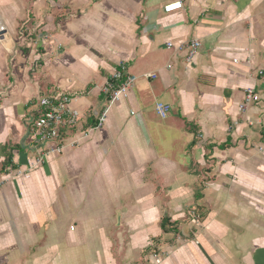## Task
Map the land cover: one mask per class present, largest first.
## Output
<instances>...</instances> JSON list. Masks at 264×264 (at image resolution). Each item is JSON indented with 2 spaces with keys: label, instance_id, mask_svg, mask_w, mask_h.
Listing matches in <instances>:
<instances>
[{
  "label": "crops",
  "instance_id": "0c3cea01",
  "mask_svg": "<svg viewBox=\"0 0 264 264\" xmlns=\"http://www.w3.org/2000/svg\"><path fill=\"white\" fill-rule=\"evenodd\" d=\"M171 1L0 0V264H264V0ZM121 64L134 86L86 125ZM55 92L84 118L38 161L20 142Z\"/></svg>",
  "mask_w": 264,
  "mask_h": 264
},
{
  "label": "built area",
  "instance_id": "2783aa9c",
  "mask_svg": "<svg viewBox=\"0 0 264 264\" xmlns=\"http://www.w3.org/2000/svg\"><path fill=\"white\" fill-rule=\"evenodd\" d=\"M183 8L182 0H174L164 5L165 12H174ZM4 27L0 18V35L3 34ZM168 47L172 46V43L167 44ZM185 48V61L190 62L192 58L197 54L201 48V42L197 38H193L189 42L182 44L178 47L179 50ZM260 74L264 73V70L259 71ZM146 77H156L155 73H146ZM136 76L128 72L125 64H121L116 69L111 78L107 80L101 89V92L106 96L107 106L102 108L97 113L98 123L96 126H101L105 120L106 110L109 104L119 101L125 98L129 90L134 86ZM261 100V95L257 93L253 88H247L244 93L243 102L240 104V110H246L249 104L258 102ZM39 115L34 118L31 125V141L37 148L38 161H42V157L45 154L52 153L61 148L63 140L69 135L71 130L80 123L84 114L73 105V96L64 92H55L51 95L43 96L39 99ZM171 110L170 104L157 101L155 103V112L161 117L168 116ZM264 135V130H263ZM44 143V146L42 144ZM48 143H53V146H47ZM262 149V148H260ZM7 175L20 174V169H15L11 164L5 166ZM1 184V182H0ZM73 230L74 226H70ZM153 264H160L162 257L160 254L154 253Z\"/></svg>",
  "mask_w": 264,
  "mask_h": 264
},
{
  "label": "trees",
  "instance_id": "16d2710c",
  "mask_svg": "<svg viewBox=\"0 0 264 264\" xmlns=\"http://www.w3.org/2000/svg\"><path fill=\"white\" fill-rule=\"evenodd\" d=\"M98 118L95 119V121H91V123H86V125H92V126H95L97 123H98ZM229 145V139H227L225 142L221 143L218 145L219 148H224V147H227ZM11 157H12V154L11 152L9 151L7 154H6V158H5V161H4V166L5 165H8V164H11ZM199 197H201V193L198 192L196 193L195 195V198L198 199ZM199 207L197 206L196 207V210L198 209ZM178 223L179 221H173L171 222L170 218L169 217H163L162 221H161V227L163 229V231H173V232H177L178 231Z\"/></svg>",
  "mask_w": 264,
  "mask_h": 264
},
{
  "label": "water",
  "instance_id": "95a60500",
  "mask_svg": "<svg viewBox=\"0 0 264 264\" xmlns=\"http://www.w3.org/2000/svg\"><path fill=\"white\" fill-rule=\"evenodd\" d=\"M32 122H33V118L30 117V119L27 121L28 124L26 123V128L28 129V131L26 135L23 137V139L21 140L20 144L22 148L28 151H31L32 153L37 155V148L35 147V145H30V144L25 143L26 139L30 136L31 129L29 127V124H31ZM42 146H44V143L42 144Z\"/></svg>",
  "mask_w": 264,
  "mask_h": 264
},
{
  "label": "rangeland",
  "instance_id": "374dc122",
  "mask_svg": "<svg viewBox=\"0 0 264 264\" xmlns=\"http://www.w3.org/2000/svg\"><path fill=\"white\" fill-rule=\"evenodd\" d=\"M49 95V94H48ZM45 96H47V94L45 95ZM107 106V101H106V103H105V107ZM83 114V113H82Z\"/></svg>",
  "mask_w": 264,
  "mask_h": 264
}]
</instances>
